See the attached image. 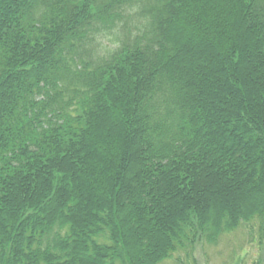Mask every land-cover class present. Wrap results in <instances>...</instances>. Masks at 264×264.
I'll return each instance as SVG.
<instances>
[{"label":"trees","instance_id":"16d2710c","mask_svg":"<svg viewBox=\"0 0 264 264\" xmlns=\"http://www.w3.org/2000/svg\"><path fill=\"white\" fill-rule=\"evenodd\" d=\"M256 219L264 0H0V264H162Z\"/></svg>","mask_w":264,"mask_h":264},{"label":"rangeland","instance_id":"374dc122","mask_svg":"<svg viewBox=\"0 0 264 264\" xmlns=\"http://www.w3.org/2000/svg\"><path fill=\"white\" fill-rule=\"evenodd\" d=\"M112 36L104 47H113ZM162 264H264V222L256 219L221 236L216 243L199 240L190 250H180Z\"/></svg>","mask_w":264,"mask_h":264}]
</instances>
